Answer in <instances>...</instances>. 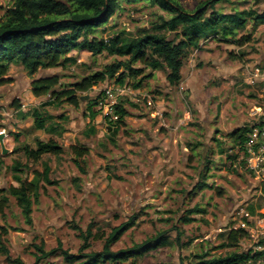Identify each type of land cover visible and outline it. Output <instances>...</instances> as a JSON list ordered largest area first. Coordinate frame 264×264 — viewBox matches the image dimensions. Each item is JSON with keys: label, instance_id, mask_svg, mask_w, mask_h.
I'll list each match as a JSON object with an SVG mask.
<instances>
[{"label": "rangeland", "instance_id": "obj_1", "mask_svg": "<svg viewBox=\"0 0 264 264\" xmlns=\"http://www.w3.org/2000/svg\"><path fill=\"white\" fill-rule=\"evenodd\" d=\"M177 1L192 11L204 0ZM12 4L13 0H0V21ZM216 8L260 13L264 0H230L218 3ZM159 16L164 17L165 12L157 6L122 1L96 36L137 38L153 33ZM164 33L169 38L174 36ZM69 55L76 57L74 63L39 70L34 75H28L20 64H12L0 84V187L17 185L11 170L18 155L15 148L23 143L35 147L36 139L49 138L62 147L59 156L43 157L55 183L44 184L33 200L31 224L25 222L16 200L9 197L0 215V236L8 256L0 252V264H16L15 259L34 264L40 254L37 246L49 251L60 244L62 250L80 254V231L85 233L88 228L91 236L82 252H99L101 237L131 216L136 218L135 225L111 246L112 251L129 249L159 232H166L171 242L117 264H194L205 253L206 258H212L249 248L253 241L248 233L235 247L221 245L231 227L236 226L233 214L240 207H254L253 216L263 218L260 225L264 227V182L245 169L241 154L232 159L237 147L230 135L237 128L255 124L254 108L264 107L260 89L246 83L253 68L264 69V23L255 29L249 23L235 39L201 42L185 60L178 86L167 84L164 69L151 70L134 63L132 66L140 68L142 74L127 79L126 84L132 87L152 73L136 91L149 95L153 104L126 98L122 103L127 115L115 135L107 130L100 114L95 133L86 136L89 120L84 117L86 101L113 80L107 79L85 93L77 92L78 105L65 98L33 95L31 84L36 78L58 77L55 90L60 92L72 89L71 84L110 63L127 60L107 52L93 56L72 50ZM35 111L46 119V126H55L56 132L34 130ZM153 111L159 112L153 116ZM13 133L20 134L18 140ZM73 146L85 148V154L77 159ZM200 184L206 186L197 188ZM195 207L205 212L189 213ZM184 218L191 221L187 223ZM37 264L68 263L57 253Z\"/></svg>", "mask_w": 264, "mask_h": 264}, {"label": "trees", "instance_id": "obj_2", "mask_svg": "<svg viewBox=\"0 0 264 264\" xmlns=\"http://www.w3.org/2000/svg\"><path fill=\"white\" fill-rule=\"evenodd\" d=\"M122 1L128 3L142 1L150 6H157L165 12V16L158 17L159 22L152 26L153 33H143L137 38L124 37L122 34L110 38H98L96 34L99 29L108 22ZM229 1L204 0L194 10L187 11L177 0H13L12 7L6 11L4 19L0 21V84L4 82L12 64H20L28 75H34L39 70L64 66L68 62L74 63L76 57L70 56L69 53L75 50L77 53L89 52L93 56L107 52L110 55L127 57V60L110 63L102 71L94 72L71 84L72 89L60 92L55 90L59 83L58 77L36 78L31 84L34 96L50 95L56 100L65 98L70 104L78 105L77 92L85 93L107 79L113 80L114 85H124L127 79L139 77L142 70L132 66L136 62L146 65L151 70L164 69L167 84L172 87L178 86L185 60L191 51L200 48L201 42L209 39H235L239 30H244L249 23L252 29L264 23V10L258 13L253 9L234 8L231 12H223L216 8L218 3ZM164 32L173 33V38H169ZM151 76L152 73L142 76L132 85L133 89L139 87L143 79ZM100 96L101 94H97L86 101L84 117L89 120L86 136L95 133L94 123L100 115L96 105ZM117 112L119 119L114 124L106 126L111 135L116 134L118 126L124 123L127 115L123 104H118ZM32 116L34 130L56 132L52 124L45 125L46 119L41 113L35 111ZM248 131L249 127L243 126L230 134L237 147V153L232 159H237L240 154L244 155V142ZM13 136L18 140L20 134L13 133ZM35 144V147H32L23 143L14 149V153L18 155L13 160L11 170L12 178L17 185L0 187V215L7 207L9 197H13L27 224L32 223V204L33 200L38 198L39 190L44 184L55 183L50 178L51 167L43 157L59 156L62 153V147L52 138L45 141L36 139ZM71 150L77 159L85 154V148L79 146H73ZM229 158L231 159V156ZM77 159L74 158L75 164L78 162ZM27 174L31 175L30 179H27ZM204 186L206 184L196 187ZM262 190L264 193V187ZM247 209L254 214V207L250 206ZM204 212L203 209L196 207L189 210V213ZM135 219L131 216L128 222L112 227L105 237L102 236L103 245L99 252H82L88 247V239L91 236L88 228L85 233L80 231L83 239L80 254L68 253L60 248V244L59 247L49 251L37 246L40 254L35 256L34 264L57 253L68 264H117L129 258L141 257L145 252L166 246L171 242L166 232H159L129 249L112 251L111 246L135 225ZM183 220L187 223L191 221L190 218ZM245 235L244 230H230L226 242L221 247H235ZM178 240L179 237L175 239ZM0 252L8 256V250L2 243L1 236ZM207 255L205 253L198 256L200 260L194 264H241L247 258L246 253L236 250L218 257L206 258ZM14 262L23 264L19 259H15Z\"/></svg>", "mask_w": 264, "mask_h": 264}, {"label": "built area", "instance_id": "obj_3", "mask_svg": "<svg viewBox=\"0 0 264 264\" xmlns=\"http://www.w3.org/2000/svg\"><path fill=\"white\" fill-rule=\"evenodd\" d=\"M246 83L250 86L256 85L260 89L261 99L264 100V69L259 67L253 68V72L246 78ZM131 86L108 85L105 86L98 94H101L97 101L96 109L100 110L103 121L107 124H114L119 119L117 112L118 104L128 98L133 102L145 101L148 106H152V98L147 94H142ZM24 107V104L21 105ZM153 113V112H152ZM252 116H257V122L249 126L244 142V166L257 181L264 182V107L257 106L252 112ZM264 212H261V216ZM237 218L236 226L231 230H244L250 238L252 245L244 250L247 258L241 264H264V227L260 225L263 218L258 215L254 217L245 207H240L234 212ZM257 218V219H256ZM256 230L253 229V222ZM254 227V228H255ZM254 232V233H253Z\"/></svg>", "mask_w": 264, "mask_h": 264}, {"label": "crops", "instance_id": "obj_4", "mask_svg": "<svg viewBox=\"0 0 264 264\" xmlns=\"http://www.w3.org/2000/svg\"><path fill=\"white\" fill-rule=\"evenodd\" d=\"M159 111H153V113H151L153 116L155 115V114H157ZM101 117V116H100ZM101 119V118H100ZM98 118H96V120H95V127H96V125L98 124Z\"/></svg>", "mask_w": 264, "mask_h": 264}, {"label": "water", "instance_id": "obj_5", "mask_svg": "<svg viewBox=\"0 0 264 264\" xmlns=\"http://www.w3.org/2000/svg\"><path fill=\"white\" fill-rule=\"evenodd\" d=\"M0 138H1V136H0Z\"/></svg>", "mask_w": 264, "mask_h": 264}]
</instances>
